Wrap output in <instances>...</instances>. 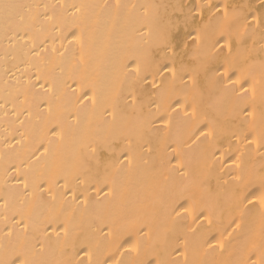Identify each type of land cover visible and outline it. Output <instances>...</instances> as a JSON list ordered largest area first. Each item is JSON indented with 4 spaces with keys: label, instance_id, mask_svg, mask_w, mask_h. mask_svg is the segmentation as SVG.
Segmentation results:
<instances>
[{
    "label": "bare ground",
    "instance_id": "bare-ground-1",
    "mask_svg": "<svg viewBox=\"0 0 264 264\" xmlns=\"http://www.w3.org/2000/svg\"><path fill=\"white\" fill-rule=\"evenodd\" d=\"M0 264H264V0H0Z\"/></svg>",
    "mask_w": 264,
    "mask_h": 264
}]
</instances>
